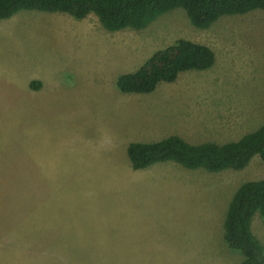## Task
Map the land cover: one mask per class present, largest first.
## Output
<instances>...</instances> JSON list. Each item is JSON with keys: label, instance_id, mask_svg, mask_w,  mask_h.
<instances>
[{"label": "rangeland", "instance_id": "374dc122", "mask_svg": "<svg viewBox=\"0 0 264 264\" xmlns=\"http://www.w3.org/2000/svg\"><path fill=\"white\" fill-rule=\"evenodd\" d=\"M64 16L21 10L0 20V74L24 77L41 66L45 91L34 103L49 113L0 112V264H239L241 252L223 239L224 215L241 183L264 177L261 157L240 170L163 161L130 174L126 148L171 134L222 143L258 128L264 10L198 28L176 7L144 29L117 31L92 13ZM179 38L209 46L213 66L184 71L150 93L118 91L119 75ZM37 145L50 157L48 171L36 168ZM250 228L264 247L258 212Z\"/></svg>", "mask_w": 264, "mask_h": 264}, {"label": "trees", "instance_id": "16d2710c", "mask_svg": "<svg viewBox=\"0 0 264 264\" xmlns=\"http://www.w3.org/2000/svg\"><path fill=\"white\" fill-rule=\"evenodd\" d=\"M176 7L185 10L194 26L207 28L224 15L264 10V0H0V20L21 10L65 12L76 19L92 13L107 30H139ZM214 62L209 46L179 38L155 50L137 70L119 75L116 86L123 93H150L161 81L174 82L180 73L209 69ZM126 151L133 169L174 161L189 169L240 170L256 154L264 161V119L258 128L235 141L192 143L172 134L157 141L130 142ZM256 212L264 223V177L241 183L224 215L223 239L241 252L239 264H264V247L250 228Z\"/></svg>", "mask_w": 264, "mask_h": 264}, {"label": "crops", "instance_id": "0c3cea01", "mask_svg": "<svg viewBox=\"0 0 264 264\" xmlns=\"http://www.w3.org/2000/svg\"><path fill=\"white\" fill-rule=\"evenodd\" d=\"M57 13L67 15L64 17L67 19V22L70 21L71 16L68 13H65V12H57ZM46 17L49 18V16L47 15ZM50 18H52V16H50ZM84 18H86V16ZM84 18H81V20ZM77 20H80V19H77ZM75 26L76 27L78 26L77 21L75 22ZM86 31L92 32V29L91 30L87 29L84 32ZM41 58H44V57L41 56ZM38 63H44V62L41 61ZM64 64H66L67 67H69V63H64ZM36 68L40 70L42 69V67L39 65L36 66ZM36 68H33V71L27 72V74L24 77H22V75L19 77L16 73H12L11 76H7L5 74L4 75L2 74V73H5L4 71L1 72L0 74V112L4 114L3 116L5 118H8V116H11L13 119H20L22 117L28 116L30 119H36L33 117V115L39 116L41 119L49 118V113L45 110L44 105H42L41 103H34V97L36 98L40 96L41 95L40 92L45 91L44 82L47 76L46 74H43L41 71H39ZM14 93L16 95L22 96L21 100L15 97ZM38 100H41V98L39 97ZM14 109H17V111L14 112ZM152 141H157V139H152ZM133 142H150V141H133ZM35 148H36V157H37L36 168L38 166H42L44 170L48 171L51 168V166L49 165L50 157L47 155L45 159L44 154L40 155L39 150H42V149H39V148H42L41 145H37ZM33 158L34 156H33V151H32L31 153L32 164L34 162ZM153 165L154 164L146 168H143V171H140V172L138 171V169L137 170L133 169L131 166L129 173L130 174L146 173L148 172V169L155 167Z\"/></svg>", "mask_w": 264, "mask_h": 264}]
</instances>
